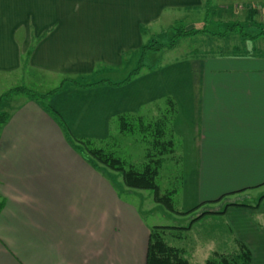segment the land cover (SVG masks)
Listing matches in <instances>:
<instances>
[{
    "label": "crops",
    "instance_id": "obj_1",
    "mask_svg": "<svg viewBox=\"0 0 264 264\" xmlns=\"http://www.w3.org/2000/svg\"><path fill=\"white\" fill-rule=\"evenodd\" d=\"M207 5L208 0H0V77L40 74L60 85L71 78L68 87L49 97L50 105L76 137L94 140L107 139L111 121L120 115L139 114L145 105L173 97L179 108L173 130L185 163L184 193L175 205L184 211L198 207L187 214L175 212L191 219L175 225H191L189 229L175 232H189L212 218L226 230L233 247L214 253L233 254L242 244L252 264H264V228L251 219L264 213V45H253L261 38L246 39L245 48L213 46L156 66L143 63L138 76L124 84L116 85L131 72L120 80L108 79L107 85L83 88L72 81L101 66L124 71L131 55H141L148 45L149 26L171 13L194 15ZM177 44L167 49L175 50ZM21 102L11 108L0 130V264H137L131 251L138 247V264H146L152 227L143 228L134 218L138 229H126L131 244H116L109 211L102 213L107 218L101 227L99 200L100 183L108 191L114 186L100 181V167L76 149L58 152L50 144L34 148L30 137L46 141L44 126L56 130L57 124L34 97ZM33 113L38 124H33ZM30 121L37 135L20 127ZM235 193L243 200H226ZM115 195L102 199L118 217L116 202L121 199ZM84 200L94 204L91 215L81 212ZM211 203L215 208L207 209ZM118 206L125 212L134 208L127 202ZM225 208L223 214L209 213L192 223L202 212ZM141 231L146 245H138ZM172 232L168 229L165 237L175 246L177 234Z\"/></svg>",
    "mask_w": 264,
    "mask_h": 264
},
{
    "label": "rangeland",
    "instance_id": "obj_2",
    "mask_svg": "<svg viewBox=\"0 0 264 264\" xmlns=\"http://www.w3.org/2000/svg\"><path fill=\"white\" fill-rule=\"evenodd\" d=\"M211 4L207 5L205 10L203 11L200 9V12L197 11L194 15L191 12H185L183 14H175L172 13L169 15H165L159 22L156 24H153L149 26L148 35H147V44H151L153 40H157L161 43L168 44L171 42L173 37L176 35V26H178V23L184 22V24L187 25V27H202L206 26L207 28L218 31V30H224L226 28L227 22H234V21H240L242 22L246 18L247 10L249 7L253 6L259 10V12L256 15V19L259 24L264 26V0H211ZM176 16V18H175ZM203 19V21H201ZM223 22L225 24H223ZM256 26L253 25L252 27H247L246 30L250 33H258L261 31L259 29L262 26ZM214 42V43H213ZM218 43V44H217ZM232 46L238 45L240 48H245V40L241 37L239 33L230 32L226 37H219V36H211L208 33L206 35H196V36H190V37H181L178 39L177 48L175 50H168L167 47L164 51H161L162 53H157L155 50L147 49L148 54L144 52V49L142 50V54L138 56V54H132L131 55V62L129 64L126 63V68L124 71H110L109 69L98 67L99 69H95L92 73L89 74H83L79 75L81 83H94L96 81L99 82L97 85H107L108 79L111 80H120L123 79L125 76H128L130 72L133 71L134 68L139 67L140 63H146L150 66H156L161 64L162 62L171 60L173 58H183L186 56L194 55L196 53H201L207 50H212L213 46H215V50H223L225 47L229 48V45ZM255 47L262 48L260 46L264 45V37L255 41L253 43ZM214 50V49H213ZM169 51V53H167ZM164 53V54H163ZM141 58L143 59L141 61ZM119 70V69H118ZM6 76L0 77V111L4 112H11V108L13 111L16 109V106L22 104V100L25 99L26 95L24 93L19 92H13L10 95L5 93L9 92L10 90L19 87L24 86L30 89H33L35 91H39L43 93H49L53 91V94L51 96H54L61 90L65 89V87L68 85L67 82H64V88L60 85V82L55 83V81H50L48 79L39 78L40 74L35 76L31 75L30 78L28 76L21 77L17 75L16 72H12L11 74H5ZM138 76V74H135V76ZM43 79V81H42ZM100 80V81H99ZM42 81V82H41ZM60 88H59V87ZM96 86V85H95ZM59 89H58V88ZM68 87V86H67ZM93 87V86H92ZM50 96H47L45 100L43 99H36L37 103L41 105L45 112L48 114H51L50 110H48L47 105L51 103V99H49ZM167 101V100H166ZM163 104L164 101L158 100L153 103H149L148 105H145L143 107V110L139 112V115L144 117V121L146 123H150L153 119L152 116H150L149 110L156 111V107L154 105ZM147 106V107H146ZM47 107V108H46ZM146 107V108H145ZM179 113V109H178ZM177 113V116H178ZM34 114V115H33ZM32 114V120L33 124H38L39 118L36 113ZM52 119H54V122L57 124V126L54 127L56 130H52L49 127L44 126L45 134H47L48 139L46 141H41L37 138L30 137L31 140L34 141V148L36 149H42L40 146H43L45 144H50L53 149H57L58 152H63V150L69 149L74 150L73 146L68 140L67 134L64 130V125L61 123L63 122L65 124L66 128H69L72 134L75 133L72 130V127L68 125L67 121L63 118H58L52 114ZM177 118V117H176ZM156 118H154L155 120ZM140 122H132L131 128L134 126L135 129L133 132H130L131 130H128L126 133L123 132V134L120 132V122L119 120L115 119L114 121H111V133L110 136L107 139H100V140H94V143H91V147H104L107 148V150H112L115 152L116 156L121 157L123 160L127 161L128 164H134L138 168H140L144 162L146 161V154H147V148H148V142L152 139L150 131H142L137 124ZM118 124V126H117ZM23 126H20L24 132L25 130L29 134L37 135V127H33L32 122L28 125L22 124ZM112 125H115L114 127ZM4 126H0V130ZM25 128V129H24ZM57 131L58 133L56 134ZM24 135V134H22ZM76 137V134L74 135ZM86 138V137H84ZM89 139V138H88ZM105 141V142H101ZM68 144V146L65 145ZM28 145H32L33 142L28 141ZM92 157V156H91ZM90 157V158H91ZM93 158V157H92ZM94 159V158H93ZM25 162H28V160H25ZM94 162L97 166L100 167V181H106L110 182L115 190L108 191V186L103 185V183H100L99 185V200H100V214H101V227L104 224V219L107 217L102 216V213L104 211H109L111 214L110 220L112 226L115 224V238L112 240L115 241L116 244L123 245L124 243L127 245L131 244V241L129 239V232H127L129 229H138V225L136 223H132L133 219L136 218L137 222L144 228L150 229L152 226L155 225H168V226H175L180 224H189V220H186V217L177 216L175 212L169 210L163 203H159L155 201L154 199V191L152 189H137V188H130L128 187L124 180L123 175L120 171L113 170L103 164H99L96 159H94ZM92 166L94 165L93 161L89 162ZM184 158H171L168 157L165 163L162 165L160 169V175L158 177V183L161 186L162 193H165V189L173 188L175 186V189L177 190V196L174 195V201L176 198L182 199V195L184 193V187H183V179H184ZM24 166H26L24 164ZM21 168H25L22 167ZM96 168V167H95ZM26 169V168H25ZM163 187V188H162ZM108 192V193H106ZM256 190H254V193ZM106 193V194H105ZM117 194L116 199H121L116 202L117 204V210H120L121 213H119L118 217H113V212L110 206L105 205L103 202V197H109L111 194ZM176 194V193H175ZM239 193H235L232 195L225 196L226 200L232 201L239 197ZM104 195V196H103ZM106 196V197H105ZM223 198L221 203L225 200ZM240 199L243 200L242 196H240ZM124 203L131 204L134 208L129 209L128 212L123 211V209L118 206L122 205ZM215 204L211 203L207 206L214 209ZM116 209V208H115ZM94 211V204L91 202H87L84 200L82 205L81 212L83 214H89L91 215ZM195 216V214H194ZM193 218V217H192ZM206 221V222H205ZM132 223V224H131ZM135 224V226H134ZM127 226V228L125 227ZM137 225V227H136ZM104 230H106L105 227H103ZM101 229V233L102 230ZM127 229V231H126ZM112 230V228H111ZM172 233L177 234L175 237V245L183 248L185 256L190 258L192 254V250L195 247V241L193 240V235H196L199 237L200 240H209V239H215L217 241V250L216 251H222L224 249L231 250L232 251V244L228 242L229 239L226 240L227 234L226 230L223 228L219 222L213 220L212 218H207L203 222L199 224L195 229H192L189 232H175V228H171ZM142 232V231H141ZM138 234V233H137ZM169 234V233H168ZM130 235V234H129ZM170 235V234H169ZM131 236V235H130ZM177 237H182L181 239ZM137 239V236H136ZM138 245L145 244L147 237L142 233H139L138 235ZM171 240V238L169 239ZM226 240V241H225ZM227 242V244H226ZM130 243V244H129ZM227 245V246H226ZM130 251H126L127 254H129ZM230 252V251H228ZM140 248H136V250L131 251V255L133 256V262L137 263L140 262L139 259H142L140 254ZM215 253L213 252L209 259L214 258ZM207 262V261H206ZM143 263V262H142ZM141 264V263H140Z\"/></svg>",
    "mask_w": 264,
    "mask_h": 264
},
{
    "label": "trees",
    "instance_id": "obj_3",
    "mask_svg": "<svg viewBox=\"0 0 264 264\" xmlns=\"http://www.w3.org/2000/svg\"><path fill=\"white\" fill-rule=\"evenodd\" d=\"M208 3L210 5V0H208ZM259 12V10L253 6L249 7L247 10L246 18L240 22V21H234V22H227L226 28L224 30H218L214 31L206 26L202 27H187L184 22L178 23V26H176V35L173 37L170 43L165 44L161 43L157 40H153V42L149 45H146L143 47L144 52L147 49L150 50H161L165 47L172 48L177 44V41L181 37H190V36H196L198 34H205L208 33L211 36H227L230 32L239 33L241 37L246 39H259L264 37V26L259 24L256 15ZM223 24H225L223 22ZM253 25L256 26H262L259 29L258 33H250L246 30L247 27H252ZM143 67L142 62L140 63L139 67H137L135 70L131 72V74L124 79L123 81L117 83L124 84L129 81H131L134 78L135 74H138ZM68 82L70 79H65ZM73 82H76L77 85L83 88H87L93 85L99 84V82L95 83H81V81L73 80ZM64 82L61 85L64 88ZM60 86V87H61ZM59 87V88H60ZM58 88V89H59ZM13 92H22L27 95H30L31 97H34L35 99H43L45 100L47 96H51L53 94V91L49 93H39L33 89L19 86L16 87L9 92L5 93L11 94ZM164 103L155 105L156 107V114H154L152 117V121L150 123H146L141 115L138 113H126L120 115L117 119L120 122V132L123 134V132H127L128 130H131L130 132H133L135 127H130L132 125V122H140L138 127L142 131H150L152 139L148 142V148H147V154H146V161L144 164L138 168L134 164H128L127 161L123 160L121 157L116 156L115 152L112 150H107V148L104 147H91L90 144L94 143L92 139L88 138H79L75 137L69 128L65 127V124L61 122L64 125L65 133L67 134L68 140L73 146L74 149L80 151L85 159L89 160V162L93 161L94 165L96 163L94 162V159L97 160V162L100 164H103L113 170L120 171L123 175V180L125 184L130 188H137V189H152L154 191V199L155 201L159 203H163L169 210L180 213V214H187L189 212H192L198 207H195L194 209L190 211H184L180 210L176 207L175 201H174V195L176 193L175 186L173 188L165 189V193H162V189L160 184L158 183V177L160 175V169L162 165L165 163L168 157L171 158H180L181 153H178L179 145L181 144L179 141V137H177L176 134H174L173 130V122L177 117L178 113V104L175 101V99L171 96H167L162 99ZM167 100V101H166ZM48 110L52 112L54 116L63 119L62 115L58 110L53 108L51 105H47ZM46 107V108H47ZM10 118V113L4 111H0V125L8 122ZM154 118H156L154 120ZM102 143L105 141H101ZM94 158H92V157ZM91 157V158H90ZM97 166V165H96ZM163 188V187H162ZM4 204L3 202L0 203V211L2 210ZM225 209L222 211H205L202 212L200 215L195 217L192 221L195 222L202 216L209 214V213H219L223 214L225 213ZM191 223V224H192ZM191 225L186 227H175V226H168V225H155L152 226L150 235H149V244L147 249V257H146V264H189V260L186 259L184 254V249L180 248L178 246H174L170 244L166 237L165 233L168 229L171 228H184L189 229ZM206 264H252L251 261V253L250 251L244 246L240 245L239 250L236 253L233 254H221L216 252L215 257L208 259Z\"/></svg>",
    "mask_w": 264,
    "mask_h": 264
},
{
    "label": "clouds",
    "instance_id": "obj_4",
    "mask_svg": "<svg viewBox=\"0 0 264 264\" xmlns=\"http://www.w3.org/2000/svg\"><path fill=\"white\" fill-rule=\"evenodd\" d=\"M251 219L260 228H264V213H254ZM192 238L195 241V247L191 257L185 258L189 260V264H206L211 254L217 250V241L215 239L200 240L196 235H193Z\"/></svg>",
    "mask_w": 264,
    "mask_h": 264
}]
</instances>
